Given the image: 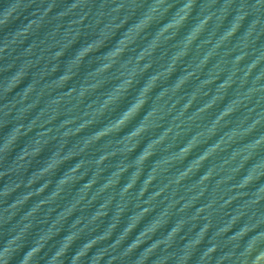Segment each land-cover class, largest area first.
Instances as JSON below:
<instances>
[{
  "label": "water",
  "instance_id": "water-1",
  "mask_svg": "<svg viewBox=\"0 0 264 264\" xmlns=\"http://www.w3.org/2000/svg\"><path fill=\"white\" fill-rule=\"evenodd\" d=\"M0 264H264V0H0Z\"/></svg>",
  "mask_w": 264,
  "mask_h": 264
}]
</instances>
